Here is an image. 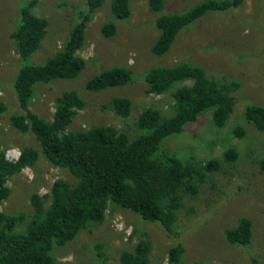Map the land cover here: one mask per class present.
Listing matches in <instances>:
<instances>
[{
  "label": "trees",
  "instance_id": "1",
  "mask_svg": "<svg viewBox=\"0 0 264 264\" xmlns=\"http://www.w3.org/2000/svg\"><path fill=\"white\" fill-rule=\"evenodd\" d=\"M83 1L84 9L69 38L43 65L26 63L48 32L49 21L34 13L37 0L22 8L19 25L11 34L16 52L25 62L12 84L19 112L10 120L20 134L33 135L39 148L23 147L16 161L8 160L7 152L0 148V264H70L54 257V249L65 248L91 225H102L110 205L155 223L169 238H178L180 214L193 216L196 211L194 204L187 202L195 201L221 171L219 160L183 161L161 149L167 138L182 134L186 126L196 123L206 111L213 110V121L219 128L226 126L234 112L240 83L207 75L201 66L179 63L146 71L147 94H171L173 112L166 115L153 107L144 109L135 121L134 134L112 125L70 130L76 116L87 105L75 90L63 91L54 99L51 120L32 110L38 84L50 86L74 80L86 67L87 62L79 51L85 45L89 22L106 0ZM147 2L151 12L160 14L155 22L159 34L151 47L156 56L165 55L178 35L206 14L238 9L244 4V0H206L184 13H163L165 0ZM111 10L116 19L127 20L132 15L131 0H113ZM102 34L108 39L114 37L115 24L105 23ZM132 82L131 69L114 67L89 80L86 88L99 92ZM112 106L122 119L134 112L133 102L126 97L113 99ZM4 111L5 106L0 104V114ZM245 119L247 124L264 132V105H248ZM235 134L244 138L247 130L240 126ZM42 157L53 167L67 171L76 183L58 178L45 195L32 193L29 215L3 211L12 194L10 180L27 168H35ZM225 158L235 162L238 153L228 149ZM260 171L264 174V160ZM225 237L231 245L249 246L253 221L241 218L235 227L225 231ZM96 249L98 256H102L103 245L99 244ZM153 249L152 241L142 238L133 250L122 251L120 264H152ZM184 255L182 244L172 247L167 252L168 263L185 264ZM252 261L260 264L254 257Z\"/></svg>",
  "mask_w": 264,
  "mask_h": 264
},
{
  "label": "rangeland",
  "instance_id": "2",
  "mask_svg": "<svg viewBox=\"0 0 264 264\" xmlns=\"http://www.w3.org/2000/svg\"><path fill=\"white\" fill-rule=\"evenodd\" d=\"M31 1L0 0V104L5 106L4 113L0 114V148L11 161L19 158L23 147L39 148L33 135L20 134L10 120L19 112L12 84L25 62L16 52L11 34L19 25L22 8ZM112 1L106 0L88 24L85 45L79 51L87 64L80 76L36 87L31 108L42 118L51 120L54 99L63 91L75 90L87 105L76 116L70 130L112 125L134 134L135 121L144 109L153 107L166 115L173 112L171 94L154 96L146 92L145 73L151 67L189 63L203 67L212 77L236 80L240 88L226 126L217 127L213 110H208L196 123L186 126L182 134L167 138L161 145V149L183 161L194 158L221 162V171L213 177V182L195 201L187 202L194 204L195 214H180L177 225L180 237L169 238L155 223L110 205L102 225H91L65 248L56 247L54 257L70 264H120L122 251L133 250L140 239L147 238L154 247L152 264H169L167 252L179 244L185 248V264H254L252 257L264 264V174L260 171L264 160V132L247 124L245 119L248 105H264V0H244L238 9L206 14L182 31L163 56L151 52L159 34L155 22L160 14L151 12L147 0H131V18L118 20L111 10ZM165 1L163 13H184L206 0ZM83 9V0H37L34 13L49 21L48 32L26 63L43 65L53 57L69 38ZM107 22L116 26V34L110 39L102 34ZM114 67L131 69L133 82L99 92L87 90L89 80ZM117 97L133 102L134 112L129 118L122 119L113 109L112 101ZM240 126L247 130L244 138L235 134ZM228 149L237 151L235 162L225 158ZM43 159L35 168H27L10 180L12 194L3 211L29 215L32 193L45 195L58 178L76 183L67 171ZM243 217L253 221L252 242L246 247L231 245L225 231L235 227ZM99 244L103 245L102 256L97 253Z\"/></svg>",
  "mask_w": 264,
  "mask_h": 264
},
{
  "label": "clouds",
  "instance_id": "3",
  "mask_svg": "<svg viewBox=\"0 0 264 264\" xmlns=\"http://www.w3.org/2000/svg\"><path fill=\"white\" fill-rule=\"evenodd\" d=\"M8 159V158H7ZM9 160V159H8Z\"/></svg>",
  "mask_w": 264,
  "mask_h": 264
}]
</instances>
